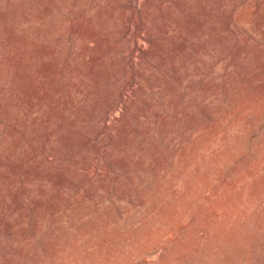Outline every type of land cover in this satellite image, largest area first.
Wrapping results in <instances>:
<instances>
[{"label":"rangeland","instance_id":"374dc122","mask_svg":"<svg viewBox=\"0 0 264 264\" xmlns=\"http://www.w3.org/2000/svg\"><path fill=\"white\" fill-rule=\"evenodd\" d=\"M0 264H264V0H0Z\"/></svg>","mask_w":264,"mask_h":264}]
</instances>
